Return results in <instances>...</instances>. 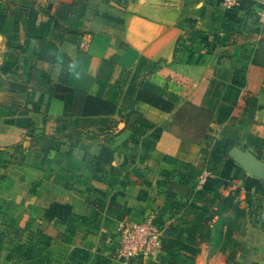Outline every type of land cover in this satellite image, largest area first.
<instances>
[{
	"label": "crops",
	"instance_id": "0c3cea01",
	"mask_svg": "<svg viewBox=\"0 0 264 264\" xmlns=\"http://www.w3.org/2000/svg\"><path fill=\"white\" fill-rule=\"evenodd\" d=\"M262 4L0 0V264H163L162 250L119 258L118 222L235 191L238 211L214 216L210 241L177 264H264V179L229 156L239 149L264 164L248 144L264 139ZM223 19L239 22L232 34ZM91 97L114 114L80 116ZM222 139L234 147L221 174L202 171L195 189L177 184L178 164L198 166ZM102 148L112 159L97 169L90 160ZM176 217L167 210L165 227Z\"/></svg>",
	"mask_w": 264,
	"mask_h": 264
},
{
	"label": "trees",
	"instance_id": "16d2710c",
	"mask_svg": "<svg viewBox=\"0 0 264 264\" xmlns=\"http://www.w3.org/2000/svg\"><path fill=\"white\" fill-rule=\"evenodd\" d=\"M238 23L239 22L223 19V32L228 35L232 34L234 32V26ZM243 73L244 72L241 70H236L233 83L242 86L244 83ZM57 89L62 93L59 97V100H62L67 90L62 87H57ZM250 103H255V99L251 98L246 100L247 106ZM115 110L116 108L113 104L99 101L91 97L83 101L79 115L83 117L110 116L114 114ZM154 133H157V131H154ZM248 144L256 150L258 155L264 153V139L249 137ZM233 147L234 143L228 139L218 140L213 144L210 151L206 148L201 150L198 166L179 163L178 170L175 174L177 184L189 189H195L197 186V178L201 175L202 171L208 172L209 176L213 177L220 175L223 162L225 158L228 157V153ZM111 159V152L108 149L102 148L99 154L90 160V163L97 169H100L101 164L108 163ZM164 174L165 177L169 176L167 173ZM237 194L238 191H235L233 195L215 198L212 195L197 192L193 196L192 203L201 205L200 208L189 205L187 201H184V203L179 202L177 206H173L167 202L166 206L158 213L157 218L153 220V224L158 229L164 230L165 228L168 231V235L165 238V245L162 247V252L158 256L159 262L163 264H177L176 259L180 256L183 257L184 263H192L200 252L199 246L202 243L210 241V222L213 220V217L231 209L238 211L237 204L234 203ZM165 195L169 202L171 201L170 203H176L174 201L176 196L175 193L166 191ZM171 209H174V213L177 217L165 227L168 221L164 218L167 210Z\"/></svg>",
	"mask_w": 264,
	"mask_h": 264
},
{
	"label": "built area",
	"instance_id": "2783aa9c",
	"mask_svg": "<svg viewBox=\"0 0 264 264\" xmlns=\"http://www.w3.org/2000/svg\"><path fill=\"white\" fill-rule=\"evenodd\" d=\"M242 0H222L224 7L232 8L239 5ZM260 22L264 23V3L257 12ZM200 183L205 178L200 177ZM163 230L153 224L152 218H146L135 223L129 220H121L117 226V255L125 261L149 260L157 257L163 247Z\"/></svg>",
	"mask_w": 264,
	"mask_h": 264
},
{
	"label": "water",
	"instance_id": "95a60500",
	"mask_svg": "<svg viewBox=\"0 0 264 264\" xmlns=\"http://www.w3.org/2000/svg\"><path fill=\"white\" fill-rule=\"evenodd\" d=\"M264 3V0H259ZM233 159L249 176L256 179H264V164L250 155H247L239 149H233L229 154ZM168 231L164 230L162 236L167 237Z\"/></svg>",
	"mask_w": 264,
	"mask_h": 264
}]
</instances>
